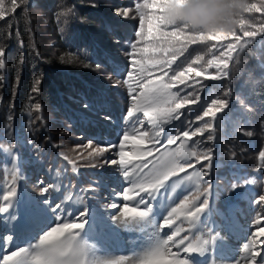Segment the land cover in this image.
<instances>
[{"label": "trees", "instance_id": "trees-1", "mask_svg": "<svg viewBox=\"0 0 264 264\" xmlns=\"http://www.w3.org/2000/svg\"><path fill=\"white\" fill-rule=\"evenodd\" d=\"M142 2L143 0H16L17 6L13 13L9 11L12 7L10 0H3L5 16L0 18V51L5 55L0 58L4 60V67L0 68V148H13L16 140L18 148L27 152L28 159L36 157L38 163L42 160L48 162L52 147L41 132L42 126H46L53 142H64L57 148L59 172L71 174L69 165L72 164L87 172L88 180H96L93 172L90 173L88 169L90 166L97 169L96 163L106 158L105 153L97 155L92 140L82 142L79 130H75L77 135L71 134L68 138H62L64 133L59 130L74 127L70 116H73L75 109L83 110L93 117L101 116L92 107L98 95V87L118 100L119 105L113 99L111 107L114 109L121 104L125 109L130 107L128 84H134L133 81L126 82L130 45L137 41L140 47L154 43L151 35L147 39L135 36L139 14L134 5ZM246 3L259 4V0H246ZM126 8L131 9L128 18L117 15V10L122 13ZM146 11L149 15L155 14V10ZM240 12L235 16L236 23L233 27L236 35L241 34V18L246 22L244 28L255 30L258 35L252 43L245 44L247 37L237 43V50L228 61L227 78L208 79L209 75L217 73V67H209L206 62L215 57L218 63H223L220 53L225 52L224 45L235 39L231 34L226 35L229 38L221 35L212 40L189 44L183 55L178 57L176 67L174 68V64L171 66L172 69H176L178 65L187 67L195 56H203V60L193 64V67L204 75L193 77V80L198 81L195 84L193 80H189L192 87L182 91L181 96L195 90L200 97L199 105L204 107L214 98L229 100V108L225 110L226 118H222L225 114L220 113L215 119L205 117L202 121H196L195 115L199 111L201 113L198 115H202L203 108L196 110L189 104L186 111L181 110L186 113L181 121H191L181 124H189L184 130L202 126L205 121L214 125L216 144L207 141L209 132H204L203 135L196 136V143H193L194 139L191 143H186L185 150L203 151L211 147L214 155L219 156L220 165L215 168L216 178L212 191L213 200L219 207H224L231 197V184L241 183L232 177L233 173L248 174V181L258 187L260 194H264L262 180L254 174L258 170L264 177V166L259 158V152L264 151V33H260L264 14ZM253 25L256 27H251ZM151 30L152 22L146 20L145 31L151 33ZM160 30L171 31L172 28L161 25ZM173 44L177 49L182 47L181 43L173 41ZM241 44H244L242 52L238 50ZM201 84L204 85L203 88ZM34 86L38 91H33ZM178 87L184 88L183 85L173 86L171 91L176 92ZM228 89H231L232 95L224 96L223 93ZM37 104L40 105L39 109L36 108ZM104 116L109 118L106 114ZM175 122L177 121L173 120L167 126L174 128ZM135 128L140 130L141 125L138 124ZM248 131L253 133L251 137L246 135ZM108 141L105 138V142ZM182 142L173 150L180 148ZM64 156H68L73 163L64 160ZM109 172L116 173L117 166L111 167ZM220 172L224 176H220ZM241 187L240 185L238 188ZM242 193L245 202L253 206L254 195L246 190H242ZM109 196L113 194H108ZM200 197L203 199V196ZM232 233L230 229V235ZM214 234L218 237L217 243L221 245L222 236L215 231ZM248 241L246 239L245 243ZM241 254L237 259L243 264V257L247 254L244 251ZM235 259L233 256L222 264H232ZM166 260L168 264H175L169 258Z\"/></svg>", "mask_w": 264, "mask_h": 264}, {"label": "snow or ice", "instance_id": "snow-or-ice-1", "mask_svg": "<svg viewBox=\"0 0 264 264\" xmlns=\"http://www.w3.org/2000/svg\"><path fill=\"white\" fill-rule=\"evenodd\" d=\"M10 3L12 7L9 11L14 13L17 6L16 0H10ZM214 3L215 0H143L142 3L134 5L136 12L139 14V25L135 36L140 39H147L151 35V40L154 43L140 47L138 46L139 41H137L130 45L128 52L129 70L126 73V82L133 81L134 84H128L131 104L126 112V117L130 120L135 117L134 124H139L142 127L145 121L136 114L143 113V117L152 126V132L150 134L148 131H140L133 127V138L138 136V139L134 143V150L128 153L125 152L124 146L129 141L130 136L128 132H124L123 139L117 145L119 148L118 159L104 161L105 164L117 166L119 175L129 186L122 187L120 193H113L116 196L122 195L121 202H112L105 205V208L111 211L107 215L104 213L99 215L108 229L117 231V225L119 224L126 226L134 221L149 218L153 212L152 201L156 199L161 189L167 191L169 186L166 185V182L173 177L178 178V180L189 181L195 177L197 184L203 180L205 187L202 188L196 197L184 195L178 203H175L174 207L167 211V214L162 217L161 222L156 226L155 243L144 250L141 256L131 260L129 264H162L164 253H168L170 245L172 247L184 245L185 252H196L204 255L210 252L217 243L218 237L214 234V231L228 232L230 230L231 217L228 213H224L223 224L215 230L209 229L206 234L207 238H203V236L197 237L195 242L188 241L185 244L187 237L179 236L181 231L179 227L171 235H166V238H158L159 233L165 228H171L176 220L180 219L181 214L185 215V219H187L190 226H195L200 222L201 216L209 208L211 180H205L204 178L211 176L214 158V149L211 147L203 151L185 150L187 141L198 134L203 135L204 132H209L206 140H215L214 125L210 121H205L202 126L191 130L180 131L177 129L171 135L164 134V125L171 123L173 120L181 121V117L186 115L181 110L187 105L195 104L199 101L200 97L195 90L191 93H186L184 96H181V92L188 87H192L188 81L193 80V77L198 78L204 75V73L193 67V64H198L203 60V56L200 55L195 56L187 67L178 65L176 69H172L171 66L176 63L180 55H183L189 44L201 43L215 39L217 36L231 34L235 39L224 45L225 52L220 53L223 63H218L215 57L206 62L209 67H217V73L209 75L207 78L224 80L229 75L227 71L229 68L228 61L232 59L233 52L237 50V43L245 37H247L245 44L252 43L258 35L257 31H250L244 28L246 22L243 18L239 20L241 26L240 35H236L234 28L230 30L196 31L187 23L175 22L177 17L191 19L193 22H206L214 12L212 7ZM146 10H155V14L149 15ZM242 12L264 14V0H259V4H248L246 0H242L240 14ZM117 15L128 18L129 9H124L122 13L117 10ZM4 16L3 0H0V18ZM146 20L152 22L151 33L145 31ZM161 25L165 28L171 26L172 30L161 31ZM251 27L255 28L256 26L253 25ZM260 33H264V24L260 25ZM173 41L181 43L182 47L177 49ZM238 50L242 52L244 44H241ZM4 55L5 53L0 51V58L4 57ZM3 67L4 60L0 59V68ZM157 72H159V75H156ZM197 82L193 80V84ZM36 83H39V81ZM180 85H183L184 88L178 87L176 92L171 91L173 86ZM221 86L223 87V85ZM203 87L204 85L201 84V88ZM33 91H38V89L34 86ZM223 95L231 96V89L225 91ZM36 108L39 109L40 105L37 104ZM228 108V99L214 98L203 108L202 115H196L194 119L196 121H202L205 117L215 119L220 113L225 114L222 118H226L225 110ZM181 123H191V121H181ZM162 135L164 143L161 145L160 138ZM246 135L251 137L253 133L248 131ZM181 140L183 142L180 148L169 150L168 146L174 145ZM148 141H151V148L145 146ZM193 143H196V141H193ZM157 145H160V147H157ZM88 146L91 147V144ZM161 147L164 148L163 152H160ZM0 151H3V149H0ZM94 151L97 155H102L103 152L99 148ZM157 152H160V155H155ZM89 155H92V153H89ZM259 158L262 166H264V151L259 152ZM63 159L73 163L68 156H64ZM14 161L15 156H13V163ZM194 165H199L200 170L188 174V170L194 168ZM145 169H148V171L145 172ZM182 173L185 175L182 176ZM17 178V172L14 171L13 185L3 195L4 201L8 202L10 197L17 195L15 186ZM178 180H173L172 183L175 184ZM39 183L42 184V181ZM244 183L247 184L248 181ZM239 186L237 183L231 184V189L236 195H240L236 191ZM50 187L51 185L39 188V194L35 198L32 208L39 222L43 221L46 211L54 213L55 221L40 236L34 251L30 252L28 248H16L0 257V264H28L29 261L31 264H83L87 246L77 240L76 237L80 235V232L84 231L85 225L88 224L92 217L89 215L87 208H84L79 210L78 217H74V221L78 220L79 222H63L64 210L61 204L49 205L46 194L49 192ZM130 193H134L138 197V199H135L136 207H129L128 203H125L126 201H133L134 197ZM199 196H203V199H200ZM67 199L70 200L71 196L67 197ZM253 203L264 206V195H260ZM140 205H143L142 209ZM10 208H12V204L7 203L4 207H0V213H9ZM12 218L15 219L16 217L13 215ZM27 222L28 218L24 213H21L17 221L18 225L22 227ZM253 223L254 230L250 233L251 239L243 245V251L247 254L243 257V264H264V255H262V252H264V216L258 213ZM177 236H179V240L175 239ZM12 240L13 236L7 235L5 237L6 246ZM220 242H223V237L220 238ZM126 259L122 257L121 261ZM105 264H114V262L109 261L105 262ZM177 264H188V261H178ZM232 264H241V260L235 259Z\"/></svg>", "mask_w": 264, "mask_h": 264}, {"label": "rangeland", "instance_id": "rangeland-1", "mask_svg": "<svg viewBox=\"0 0 264 264\" xmlns=\"http://www.w3.org/2000/svg\"><path fill=\"white\" fill-rule=\"evenodd\" d=\"M116 2H119V0H116ZM130 10L131 9H129V12ZM225 37L228 38L227 36ZM116 52H119V50L116 49ZM115 54L117 55V53ZM121 55L124 56L123 53ZM177 63L178 62L176 61V63L174 64L175 65L174 68L176 67ZM199 104H200V100L197 102V104L196 103L192 104L195 107L191 105L190 107L195 108L196 110H200L204 108L203 105H199ZM198 113H201V112L199 111ZM177 129L179 128L177 127ZM60 131L64 133L62 138H68L70 137L71 134L73 135L75 134L74 131H72L71 133V131L68 129H61L59 130V132ZM73 135L71 137H73ZM195 139H197V137H195ZM57 144L58 146H61L64 144V142L63 140H59ZM228 145L230 146V144ZM138 223H139V220L134 221L133 223L126 225V226H124L123 224H119L117 237L120 241V244H114L118 247H113V248L109 247L110 250L105 251L100 254L98 253L97 261H100L101 264H105V262H109V261L114 262V264H129L131 260H134L136 257L141 256L144 250L150 248L152 246V240L151 241L149 240L151 239L153 233L149 231V229H144V228L139 232ZM234 245L238 246L236 243ZM240 246L241 245L238 246L239 249H240ZM236 254L238 255L239 252H237ZM122 257L127 258V259L124 261H121Z\"/></svg>", "mask_w": 264, "mask_h": 264}, {"label": "clouds", "instance_id": "clouds-1", "mask_svg": "<svg viewBox=\"0 0 264 264\" xmlns=\"http://www.w3.org/2000/svg\"><path fill=\"white\" fill-rule=\"evenodd\" d=\"M214 12L206 22H193L191 19L177 17L176 23H187L193 30H230L235 26V16L242 10V0H215ZM186 11V10H185Z\"/></svg>", "mask_w": 264, "mask_h": 264}]
</instances>
